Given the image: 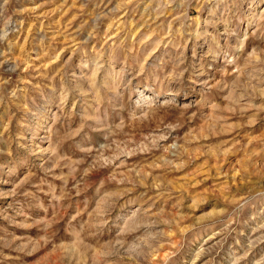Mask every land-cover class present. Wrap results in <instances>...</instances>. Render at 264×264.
Segmentation results:
<instances>
[{"label": "rangeland", "instance_id": "1", "mask_svg": "<svg viewBox=\"0 0 264 264\" xmlns=\"http://www.w3.org/2000/svg\"><path fill=\"white\" fill-rule=\"evenodd\" d=\"M0 264H264V0H0Z\"/></svg>", "mask_w": 264, "mask_h": 264}]
</instances>
